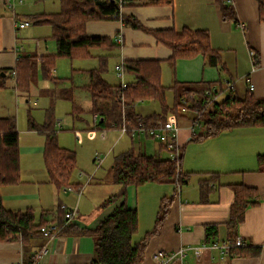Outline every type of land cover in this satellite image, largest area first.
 I'll return each mask as SVG.
<instances>
[{"label": "crops", "instance_id": "crops-1", "mask_svg": "<svg viewBox=\"0 0 264 264\" xmlns=\"http://www.w3.org/2000/svg\"><path fill=\"white\" fill-rule=\"evenodd\" d=\"M13 1L14 6L10 7L6 0H0V76H4L3 71H6L12 79L11 82L7 78L5 87L0 89V105L5 96L2 91L11 88L10 93H14L16 97L21 96L25 99L29 97V92L20 93L15 88L14 67L20 55L28 52L27 54L36 56L37 74L33 81L36 83L39 78L42 79L40 56L56 52V43L51 37V27L47 24H34L31 17L35 14L59 11L60 1ZM226 2L232 5L237 22L222 18L215 0H173L171 4H152L150 0H132L120 9L122 15L132 16L147 30L173 28L178 32L184 27L206 30L211 46L219 53L217 65L209 64L203 55L198 54L192 58L177 59L171 70L166 63L171 55V50L167 46L158 42L152 33L128 26L119 19L87 21L85 30L89 36L113 39L119 47L112 58L118 62L139 59L162 62L161 82L164 85H170L174 81L196 85L208 83L213 90H218L215 99L220 100L230 91L228 87L231 84L232 91L238 96H243L249 90L256 97H264V20L259 18L258 3L256 0H226ZM23 21H28L29 25L21 28L15 25L16 22ZM28 42L31 44V51L26 49L25 44ZM74 60L81 62L69 63L71 76L66 79L52 75L57 79H48L50 85L41 90L40 95L50 97V100L59 98L72 101L73 116H78L84 112V108L77 102L80 97L87 96L91 107V99L85 85L89 82L87 71L97 66L98 58ZM53 72L54 68L52 74ZM74 77H78L79 81ZM106 81L109 82L107 79ZM67 82L70 86H65ZM153 105V101H137L135 108L145 115L159 110L158 106L154 105L157 107L155 109ZM91 114L92 125L85 121L87 129H84V132L95 137V133L98 132L94 126L99 116L96 113ZM167 121L175 123L176 132L172 136V130H163L159 139H162L161 142L173 143L178 148H183L180 168L190 175L185 184L177 187L170 183H145L137 187L133 185L127 187L126 203L128 207L137 210V232L141 229L139 237H134L135 239L141 238L153 227L161 198L171 197L169 212L158 234L149 240L141 264H264V171L258 170L257 162V156L264 154V126L235 127L203 140H192V134L197 131L196 125L191 124L186 118L176 119L172 115H168ZM58 125H61L60 122ZM22 131L26 130L19 129L18 151L20 153L22 149L28 152L30 159L24 165L19 164V183L0 188L2 205L5 209L25 211L31 208L36 221L42 214V218L48 224L56 222L57 209L62 207L66 211H76L69 220L70 223L80 228H93L122 201V198H119L110 205L102 206L103 202H98L99 199L102 201L106 198L102 195L99 196L100 198L89 200L88 211V208L82 207L83 201L78 204L86 187L82 186L80 190L64 187L63 198L66 200L68 193H73L71 197L75 198L56 208L54 195L57 192L51 187L48 174L47 176L44 174L46 170L40 163L36 166L33 163L36 158H33V153L34 156H37V153L42 154L43 145L35 146V143L22 145L20 139ZM28 131L27 134L30 135L36 132V130ZM113 131H118L119 134L111 148L122 136L127 135L131 143L129 147L146 153V142H143V147L140 140L134 145V138L139 137L140 134L132 136L118 129L105 130L99 131L100 139L107 140L108 133ZM75 136L79 137V131L75 130ZM22 172L25 173L24 176L21 175ZM215 174L217 177L209 181L207 193L202 196L199 190L200 181ZM78 176L79 179H83L86 175L81 171ZM43 177L45 179H42ZM99 179L101 181L96 182L95 187L108 184L114 193L119 186L114 182V177ZM90 181L87 179V184ZM238 183L257 191V202L246 209L244 220L238 225L234 238H240L243 245L250 249H257L258 253L254 256H231L211 246L213 241L221 243L230 240L231 234L227 223L234 199L231 186ZM97 207L101 210L94 212ZM208 224L216 226L210 231L212 233H209V236L205 229ZM199 244L204 246L198 254H195L192 247ZM44 246L47 251L40 254ZM181 246L186 248L182 258L176 255L169 262H162L160 255L170 256ZM34 254H38L36 259L33 258ZM93 254V237L84 233L58 235L52 239L39 235L30 239L25 247L18 240L0 241V264H16L18 261L28 263L33 260H36V264H90Z\"/></svg>", "mask_w": 264, "mask_h": 264}, {"label": "trees", "instance_id": "trees-1", "mask_svg": "<svg viewBox=\"0 0 264 264\" xmlns=\"http://www.w3.org/2000/svg\"><path fill=\"white\" fill-rule=\"evenodd\" d=\"M60 9L53 13H40L31 17L34 24H47L51 27V37L56 43V52L40 56L39 64L44 79L56 80L52 69L58 57L69 59L98 58L97 66L87 71L89 82L85 85L91 99L90 113L99 117L94 128L100 131L114 130L126 127L130 129L140 125L144 129L157 128L163 125L168 115L176 119L186 118L191 124L201 127L194 131L192 140H203L214 136L223 130L241 126H264V97H256L247 90L243 96H238L230 89L220 100L215 99L219 92L211 85H196L190 82L174 81L170 85L161 82L162 62L151 59L125 60L123 71L130 76L124 85L110 84L104 74L107 71L109 59L115 56L119 45L109 37L89 36L85 25L92 20L119 19L133 28L150 32L158 42L171 50L167 65L173 70L175 61L180 58H192L203 55L211 65L219 63L218 50L210 44L209 34L203 29L182 28L175 31L147 30L132 16L122 15L120 9L132 0H59ZM122 1V2H120ZM173 0H150L152 4H171ZM258 3L259 18L264 20V0ZM219 5L222 18L237 22L232 5L226 0H215ZM254 56V54H253ZM252 56V58H254ZM37 59L32 54H22L16 60L14 67L15 88L20 93H26L37 74ZM256 63V62H254ZM0 76V89L5 87L9 74L6 71ZM172 93L171 102L166 100V92ZM157 102L159 110L151 114H141L135 108L137 101ZM81 112V111H80ZM30 129L41 132L45 136L43 158L50 182L58 189L69 187L80 190L82 185L70 181L76 169L75 152L63 148L56 142L54 119L51 115L41 125L29 123ZM159 139V136L136 133ZM134 135V136H135ZM170 144V143H169ZM167 142H159L158 154L149 155L142 150L129 147L114 157L112 168L116 170L114 182L119 190L107 197L102 206H107L122 198L113 210L101 219L93 228H80L73 223L65 224L66 210L57 209L56 223L59 226L58 235L84 233L93 237L94 254L90 264H141L145 248L149 240L158 234L168 212L171 197H162L153 227L145 234L135 239L138 230V215L135 208L126 203L127 187L140 186L145 183H170L175 187L185 184L189 178L188 172L180 168L183 148H177L174 157H161L162 151L169 152ZM170 154V152H169ZM258 170L264 171V154L257 156ZM217 177L212 175L202 179L199 190L202 196L207 193L208 183ZM19 151L18 131L15 118L0 116V188L19 183ZM234 199L230 208L227 223L230 230L229 243H234L238 225L244 220L246 209L257 202V191L242 183L231 186ZM47 225L42 218L35 220L33 210L10 211L3 207L0 193V241L18 240L25 245L30 239L41 235L40 227ZM216 228L213 224L206 225V234ZM227 242V241H225ZM231 256L256 255L257 249L247 246H233L228 252Z\"/></svg>", "mask_w": 264, "mask_h": 264}, {"label": "rangeland", "instance_id": "rangeland-1", "mask_svg": "<svg viewBox=\"0 0 264 264\" xmlns=\"http://www.w3.org/2000/svg\"><path fill=\"white\" fill-rule=\"evenodd\" d=\"M25 45L27 47L26 48L27 51H31L30 42L26 43ZM70 62H74V64H76V62H81V61L69 59L66 57L56 58L54 65V72L52 75L58 78L65 77L66 79H68L67 77L71 76L70 73L71 68L69 66ZM118 63L119 62L113 58L109 59V62L107 64V71L105 72L104 75L110 83L118 84L121 82L120 78L122 77L124 82L128 79L126 74H123L122 77L117 75V71L115 70V65ZM40 75H42L41 70H40ZM8 79L10 81L12 80L11 77H8ZM74 79L79 81L78 77H74ZM60 80L61 79H59V81ZM68 83L69 82H67L65 86H70V84ZM48 85H50L48 80L44 79L43 77L42 79L39 78V80H37L36 83H31L28 90L29 97H26V99H29V101L27 102L25 101L26 100L25 98H22L21 96L16 97L14 93H10V90H12V88L2 91L3 94H5V96L2 100L3 101L2 104L0 105V116L14 117L17 131L19 132V129L26 130L20 132V139L22 145H30L35 143V146L41 144L43 145V147L45 142V136L40 133L38 134L37 131L34 132L32 135L27 134L29 132L28 130H33L30 129L29 123L33 122L35 124L41 125L42 123L45 122V120L49 117V115L53 117L55 121L54 130L56 134V142L58 143L59 146L63 148L71 149L75 152L76 169L75 171H73L70 181L72 182L78 181L82 184V186L86 187L83 193V197L78 204H81V202L83 201V206L82 205L81 206L84 208H88L89 211L90 199L97 198L99 196L101 197L102 195L103 198L105 197L107 198L108 196L112 195L113 192L110 190L111 188L110 185L107 184L101 187H95L94 185L96 182L101 181L99 178L110 179L116 176L117 171L111 167L113 163V159L117 154L127 150L128 147L131 146L130 138L127 135L122 136L116 142L114 147L111 148L114 141L117 139V136L119 134L118 131L109 132L107 140L100 139L99 137L100 130H97L98 133H95V137L94 135L89 136V133L87 135V133L84 132L85 131L84 129H87V125L85 121H87L89 125H92L93 122L92 114L89 112L90 105H89L88 97L87 96L80 97L79 98L80 100H77V102L80 103V105L84 108V112L78 114V116H73L74 106H72L73 105L72 101L62 100L59 98L50 100L49 99L50 97L47 98L45 96L40 95V91L46 88ZM50 87H52V85ZM219 98H221V96ZM171 99H172V93L167 91L166 100L168 102H171ZM153 104L155 106H158L157 102H153ZM154 105L153 107H155ZM156 108L157 107H155V109ZM58 122H60L61 125H58ZM200 128L201 127L197 126V131H199ZM75 130L79 131V137L75 136ZM144 136L145 135L140 134L139 137H135L134 145L138 143L140 140L141 147H143V142H146L147 145V151H145L146 154L149 155L156 154L158 152L157 150H158L159 141L161 142L162 139H150V138L147 139ZM20 153H19V164L22 163V165H24L27 163L30 157L27 155L28 152L22 149ZM34 154L35 153H33V158L36 157L33 160L34 165L36 166L40 163L43 169L46 170L43 153L42 154L37 153V156H34ZM166 155H168L167 151H162L160 153L161 157ZM99 159H101V162H99ZM81 171L86 175L83 179L82 178L79 179L78 176ZM46 172L44 171V174H46L47 176L48 173ZM21 175L24 176L25 173L22 172ZM42 179H45V177H43ZM87 179L91 180L89 184H87ZM51 187L55 190V192H57L56 195H54V198L56 200L55 204L57 205L56 208L60 204L68 203L69 200L72 199L71 196L73 193H68V197L66 200L63 198L65 196V194L62 191L64 187L58 189L53 184ZM119 188L120 187L118 186L117 190L114 193H116L119 190ZM74 198L75 197H73V199ZM104 200L101 201V199H99L98 202L101 203ZM97 210H101V209L97 207L94 209V212ZM140 231L141 229H139V231L135 234L134 237H139V234L141 233Z\"/></svg>", "mask_w": 264, "mask_h": 264}, {"label": "built area", "instance_id": "built-area-1", "mask_svg": "<svg viewBox=\"0 0 264 264\" xmlns=\"http://www.w3.org/2000/svg\"><path fill=\"white\" fill-rule=\"evenodd\" d=\"M23 0H19V2H22ZM8 6L10 7H13L14 6V1L13 0H6ZM122 2V1H120ZM123 7V6H122ZM121 7V8H122ZM15 25L19 28L21 27H25L27 25H29V22L28 21H23V22H16ZM253 54V53H252ZM115 70L117 71V75H119L120 77L123 76L124 71H123V62H119L118 64L115 65ZM121 79V82L120 84L121 85H124V81H123V77L120 78ZM230 89H232V85L230 84L229 87ZM163 130H172V136H174V132H176V127H175V123L173 121H167L165 122L163 125H160L159 127L157 128H149V129H144L142 128L140 125H138L137 127H134V128H131L130 129V135L134 136L136 133H144V134H148V135H155V136H159V132H162ZM120 131L122 133H127V129L126 127L122 126L120 128ZM169 152H170V156L171 157H174L175 154L177 152H175L174 150L177 149L178 147L175 146V144L173 143H170L168 144L167 146ZM99 162H101V159H99ZM89 180V179H88ZM76 214V211L75 210H68L66 211L65 213V224L69 222L70 219H72V217ZM59 230V226L56 222H52V223H48L47 225H44L42 227H40V233L42 236L48 238V239H52L54 237L57 236V232ZM243 242L240 238H237L235 239L234 243H229V242H216V241H213L211 243V246L214 247V248H218L220 249V251L222 253H227L228 250L233 247V246H242ZM204 244H199V245H195L192 247L193 249V252L195 254H198L199 253V250L201 249V247H203ZM185 247L181 246L180 248H178L175 252H173L172 254H170V256H161L160 255V258L162 260V262L164 263H167L169 262V260L178 255L180 258H182L184 255H185ZM47 251V248L44 246L41 250H40V254H43ZM38 257V254H34L33 255V258H37ZM16 264H36V260H33L31 262H28V263H24L22 261H18L16 262Z\"/></svg>", "mask_w": 264, "mask_h": 264}, {"label": "water", "instance_id": "water-1", "mask_svg": "<svg viewBox=\"0 0 264 264\" xmlns=\"http://www.w3.org/2000/svg\"><path fill=\"white\" fill-rule=\"evenodd\" d=\"M4 73L2 72L1 75H3Z\"/></svg>", "mask_w": 264, "mask_h": 264}]
</instances>
